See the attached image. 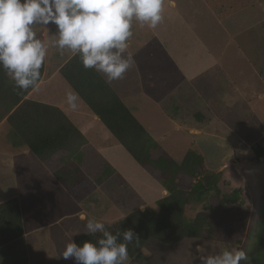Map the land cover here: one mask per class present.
<instances>
[{
	"label": "rangeland",
	"instance_id": "374dc122",
	"mask_svg": "<svg viewBox=\"0 0 264 264\" xmlns=\"http://www.w3.org/2000/svg\"><path fill=\"white\" fill-rule=\"evenodd\" d=\"M175 1L179 11L188 9L189 21L208 23L215 18L232 34L220 66L192 82V92H169L163 102L156 101V94L145 97L137 94L135 103L144 104L139 111L123 104L155 139L153 145L157 149L162 148L177 161L188 150L196 151L207 168L222 171L218 182L220 193L238 188L240 200L226 202L225 210L213 217L221 231L212 239L184 238L173 246L150 240L126 264H202V257L216 255L225 247L245 252L247 259L239 264H253L248 260L252 237L247 225L252 219L255 197L264 193V154L255 157L251 150V145L264 134V0H208L207 4L205 0ZM169 13L165 12L169 21H179L178 16L170 18ZM237 24L243 29L240 35L238 27L235 28ZM143 30V26L136 27V36H141ZM178 37V31L170 36ZM178 46L185 47L182 38ZM167 102L182 105L174 115L178 118L176 122L171 123L173 118L166 115L163 104ZM193 110H199L203 118L199 119L196 113L191 115ZM10 131L7 122L0 125L1 153L22 149L12 146ZM88 138L94 142L92 134ZM29 155L14 188L0 186V202L16 196L23 229L28 232L35 229L26 246L30 248L34 241L48 256L58 257L59 244L75 242L81 235L90 233L86 227L88 218L96 217L106 226L136 209L138 204L141 208L150 204V197L141 203L145 198L140 199L129 185H123L121 171H115L111 178L105 175L99 179L97 170L93 169L90 177L82 168L83 156L76 150L63 159L57 174L43 167L34 154ZM65 176L67 180L63 183ZM191 181L182 175L178 183L187 189ZM217 203L213 192L191 200L186 220L190 221L200 209L208 210ZM18 241L0 249V264L26 262L21 255L25 244L22 239ZM31 257L32 264H41L42 260L33 261L35 254Z\"/></svg>",
	"mask_w": 264,
	"mask_h": 264
},
{
	"label": "trees",
	"instance_id": "16d2710c",
	"mask_svg": "<svg viewBox=\"0 0 264 264\" xmlns=\"http://www.w3.org/2000/svg\"><path fill=\"white\" fill-rule=\"evenodd\" d=\"M60 73L75 93L95 113L102 124L109 130L130 156L153 178L165 185L168 194L105 226V230L118 236L123 242V231L131 228L139 237L138 241L128 245V255L133 257L150 241H157L173 246L184 238L212 239L220 233L219 225L213 217L225 210L226 202L240 200V190L220 193L218 182L221 170H210L205 166L203 157L196 151H187L180 161L174 159L162 148L157 149L155 141L138 122L130 110L102 75L94 69H85L79 56H73L61 68ZM32 88L21 90L7 82L5 70L0 68V106L16 108L6 118L9 125L13 147H25L34 154L51 173L57 174L68 153L78 151L87 142L78 128L57 107L23 98ZM199 119L203 116L200 112ZM155 144V145H153ZM255 157L264 154V134L251 145ZM91 154V150H88ZM84 153V169L97 170L101 179L110 173L105 160L99 156L90 157ZM92 155V154H91ZM103 167H106L103 169ZM192 179L189 187L179 185V177ZM213 192L218 203L208 210L200 209L190 221L188 206L193 199H201ZM202 206L206 207L205 204ZM252 237L248 260L253 264H264V193L255 197L252 219L247 225ZM24 233L21 214L16 197L0 203V247L19 238ZM103 238L102 232L87 233L75 239L82 244L85 240L97 244ZM239 241V240H238ZM98 246V245H97Z\"/></svg>",
	"mask_w": 264,
	"mask_h": 264
},
{
	"label": "crops",
	"instance_id": "0c3cea01",
	"mask_svg": "<svg viewBox=\"0 0 264 264\" xmlns=\"http://www.w3.org/2000/svg\"><path fill=\"white\" fill-rule=\"evenodd\" d=\"M164 1L163 21L156 28H149L145 24L143 26L144 33L141 36H136L134 30L136 27L141 26V24L133 18L131 27L133 35L126 41L127 47L120 53L121 59L128 60L131 57L133 62L124 73L123 78L108 81L106 74L99 72L112 90L118 94L122 102L130 105L135 111H139L144 106V104L135 103L137 94L142 95V97L148 96L151 93L156 94V101L161 100L163 102L169 92L194 91L192 82L198 77L206 75L208 71L220 66L221 58L226 51V44H228L230 37H232L229 30L227 31V28L215 18H212V22L208 23L193 22V19L189 21L187 8H181L179 11L175 0H166L165 3ZM207 2L208 0H205L206 4ZM165 12H170V18L173 15L178 16L179 21H169L165 16ZM180 12L185 16L184 19ZM213 16H216V14ZM178 24L181 26L176 28ZM244 26L247 27V24ZM31 27L36 34V38L47 43L49 48L45 61L41 66V74L38 81L23 98L60 109L72 124L78 128L87 142L77 151L80 157L86 152L89 153L88 150H91L92 155L89 153L90 157L101 156L107 165L110 166L108 167L110 170L108 178H111L115 171H121L120 178L123 185H129L132 188V193L136 194L140 199L145 198V200L141 199V203H145L149 197L151 201L148 203H152L166 196L168 194L167 187L146 173L126 149L116 141L98 116L93 113L80 97L76 101L78 104L77 110L73 111L68 107L65 93L69 90H74L62 77L60 70L73 55L67 50L63 54H60L52 46L53 42L58 38V29L54 24H33ZM240 27L238 24L235 27L239 35L243 32V29ZM175 31L179 32V37L170 38L172 32ZM234 32L236 34V30ZM180 38L185 43L184 48L178 46ZM112 51L116 50L113 49ZM6 77L8 83L14 82L7 74ZM163 105L166 108V115L173 118L170 122H176L175 118L177 117L174 115L178 113L179 105L182 106L181 103L167 102ZM12 109L3 105L0 107V125L6 122V118L12 112ZM197 111L199 110L191 111V115L197 113ZM131 113L137 119V116L133 112ZM160 114H163V110L161 109ZM212 117L216 118L215 115H212ZM88 134H92L95 144L88 138ZM21 148L15 152H0V186H12L14 188L16 179L20 177L18 173L25 170L31 152L23 146ZM81 165L84 170L83 164ZM84 171L90 175L91 170L87 169ZM66 180L65 176L63 183ZM33 230L28 232L24 229L22 236L5 244L0 249L17 244L18 240L22 239L25 244L24 248H21V255L24 256L26 261L24 264H32V254L36 256L33 258V261L42 260L41 264H77L74 258L67 260L62 258V252L66 244L63 246L59 244L58 257L55 254L46 255L47 252L40 249V246L34 241L30 248L27 247V241L31 237Z\"/></svg>",
	"mask_w": 264,
	"mask_h": 264
},
{
	"label": "clouds",
	"instance_id": "9594fccd",
	"mask_svg": "<svg viewBox=\"0 0 264 264\" xmlns=\"http://www.w3.org/2000/svg\"><path fill=\"white\" fill-rule=\"evenodd\" d=\"M162 12L163 0H0V68L14 87L34 86L49 45L36 38L31 26L52 23L58 29L52 46L60 54L67 50L79 56L85 69L103 72L108 81L119 80L133 62L131 57L120 58L133 35V18L141 26L156 28L163 21ZM65 96L68 107L77 110L78 94L69 90ZM86 227L90 233L102 232L103 238L97 244L70 241L63 259L74 258L77 264H126L128 245L139 239L133 229L123 231V242H118L120 233L111 234L96 217L88 218ZM201 259L202 264H239L247 257L239 248L225 247Z\"/></svg>",
	"mask_w": 264,
	"mask_h": 264
}]
</instances>
